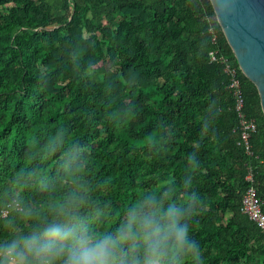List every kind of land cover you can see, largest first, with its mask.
Masks as SVG:
<instances>
[{
    "label": "trees",
    "instance_id": "obj_1",
    "mask_svg": "<svg viewBox=\"0 0 264 264\" xmlns=\"http://www.w3.org/2000/svg\"><path fill=\"white\" fill-rule=\"evenodd\" d=\"M211 17L209 0H0V247L69 213L112 232L150 200L183 211L193 245L160 264H264L240 212L247 166L264 198V117L239 73L248 157Z\"/></svg>",
    "mask_w": 264,
    "mask_h": 264
},
{
    "label": "clouds",
    "instance_id": "obj_2",
    "mask_svg": "<svg viewBox=\"0 0 264 264\" xmlns=\"http://www.w3.org/2000/svg\"><path fill=\"white\" fill-rule=\"evenodd\" d=\"M183 211L160 209L150 200L134 204L122 224L108 233H94L75 215L52 220L27 237L0 247L4 264H123L129 244L142 247L143 264H160L168 253H180L189 244ZM132 264H140L133 260Z\"/></svg>",
    "mask_w": 264,
    "mask_h": 264
},
{
    "label": "water",
    "instance_id": "obj_3",
    "mask_svg": "<svg viewBox=\"0 0 264 264\" xmlns=\"http://www.w3.org/2000/svg\"><path fill=\"white\" fill-rule=\"evenodd\" d=\"M220 34L264 117V0H209Z\"/></svg>",
    "mask_w": 264,
    "mask_h": 264
},
{
    "label": "built area",
    "instance_id": "obj_4",
    "mask_svg": "<svg viewBox=\"0 0 264 264\" xmlns=\"http://www.w3.org/2000/svg\"><path fill=\"white\" fill-rule=\"evenodd\" d=\"M206 21L211 25L208 29V34L211 36V43L217 41V33L212 27L216 22L215 16L206 18ZM217 52L210 53L211 61L218 62L223 70V73L229 79L228 90L235 101V112L237 117V128L240 132L239 144L243 147L245 154L248 157H253V152L250 144L251 135L256 128L255 120L248 118L245 113L241 85L239 81V71L236 66L224 55L216 56ZM245 182L247 187L241 197L240 212L246 215L263 233H264V198L258 195L254 171L251 166H247ZM4 214V213H3ZM2 214V215H3Z\"/></svg>",
    "mask_w": 264,
    "mask_h": 264
},
{
    "label": "rangeland",
    "instance_id": "obj_5",
    "mask_svg": "<svg viewBox=\"0 0 264 264\" xmlns=\"http://www.w3.org/2000/svg\"><path fill=\"white\" fill-rule=\"evenodd\" d=\"M61 35H65L63 31L61 32ZM103 71H104V69L99 70L100 73H103Z\"/></svg>",
    "mask_w": 264,
    "mask_h": 264
}]
</instances>
